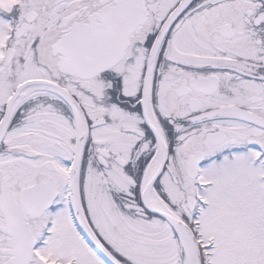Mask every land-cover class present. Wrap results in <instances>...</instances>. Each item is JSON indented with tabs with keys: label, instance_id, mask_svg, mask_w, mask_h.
Here are the masks:
<instances>
[{
	"label": "snow or ice",
	"instance_id": "6c2138e0",
	"mask_svg": "<svg viewBox=\"0 0 264 264\" xmlns=\"http://www.w3.org/2000/svg\"><path fill=\"white\" fill-rule=\"evenodd\" d=\"M0 264H264V0H0Z\"/></svg>",
	"mask_w": 264,
	"mask_h": 264
}]
</instances>
